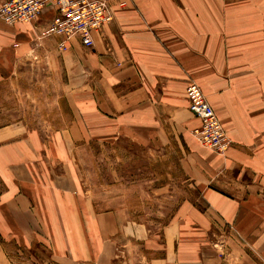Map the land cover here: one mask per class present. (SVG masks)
<instances>
[{
	"label": "crops",
	"instance_id": "crops-1",
	"mask_svg": "<svg viewBox=\"0 0 264 264\" xmlns=\"http://www.w3.org/2000/svg\"><path fill=\"white\" fill-rule=\"evenodd\" d=\"M51 15L12 26L0 19V77L17 65H62L86 94L63 129L0 128V264H129V240L158 253L141 225L97 208L71 153L75 142L134 129L184 139L204 203H182L163 227L160 256L145 252L142 264H224L209 248L223 246L211 238L223 229L264 264V0H114L93 47L73 39L64 53L57 38H37ZM190 82L232 142L223 156L192 135Z\"/></svg>",
	"mask_w": 264,
	"mask_h": 264
},
{
	"label": "rangeland",
	"instance_id": "rangeland-1",
	"mask_svg": "<svg viewBox=\"0 0 264 264\" xmlns=\"http://www.w3.org/2000/svg\"><path fill=\"white\" fill-rule=\"evenodd\" d=\"M16 24L21 23L10 26ZM70 81L62 65L15 66L11 75L0 77V128L21 125L42 134L65 128L76 96L86 94L84 84ZM171 137L124 130L106 141L75 142L71 151L81 187L93 196L97 208L115 213L116 220L127 225H141L147 238L158 240V253L146 252L138 241H127L129 264H142L145 252L146 258L160 256L163 227L182 203L204 206L189 175V155L180 143L184 139L177 133ZM218 232L222 238H211L223 246L209 248L219 252L224 264H243V258L249 264L259 263L233 232Z\"/></svg>",
	"mask_w": 264,
	"mask_h": 264
},
{
	"label": "built area",
	"instance_id": "built-area-1",
	"mask_svg": "<svg viewBox=\"0 0 264 264\" xmlns=\"http://www.w3.org/2000/svg\"><path fill=\"white\" fill-rule=\"evenodd\" d=\"M113 1L4 0L0 4V19L7 25L29 24L49 11L52 13L49 22L39 30L37 38H57L56 48L64 53L73 39L85 48L93 47L94 34L111 20ZM119 6H124V3L119 2ZM185 97L188 110L199 121V125L192 130L193 137L203 148L224 155L232 142L200 87L193 82L188 83Z\"/></svg>",
	"mask_w": 264,
	"mask_h": 264
}]
</instances>
